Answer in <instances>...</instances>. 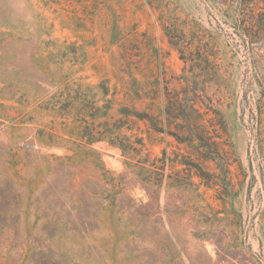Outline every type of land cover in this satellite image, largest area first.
<instances>
[{
	"label": "rangeland",
	"instance_id": "rangeland-1",
	"mask_svg": "<svg viewBox=\"0 0 264 264\" xmlns=\"http://www.w3.org/2000/svg\"><path fill=\"white\" fill-rule=\"evenodd\" d=\"M239 18L0 0V264H264V42Z\"/></svg>",
	"mask_w": 264,
	"mask_h": 264
},
{
	"label": "trees",
	"instance_id": "trees-1",
	"mask_svg": "<svg viewBox=\"0 0 264 264\" xmlns=\"http://www.w3.org/2000/svg\"><path fill=\"white\" fill-rule=\"evenodd\" d=\"M226 1V0H222ZM261 3L264 4V0H239L240 7V18L238 28L241 30L243 35L247 36L249 43L253 44L257 40H261L264 42V8L261 7ZM252 5L248 10V5ZM263 10V11H262ZM182 54L185 51L180 49ZM261 59V58H260ZM262 93L264 94V80L262 82ZM168 114L173 118H178L184 113L180 108H182L183 104L179 103L177 99L168 100ZM177 104L178 111L173 110L172 107ZM193 109V107H190ZM176 111V112H175ZM176 113V114H175ZM173 115V116H172ZM185 115V114H184ZM143 120L148 119L147 117L141 118ZM157 129V128H154ZM174 137H177L175 134H172ZM179 141V138H177Z\"/></svg>",
	"mask_w": 264,
	"mask_h": 264
}]
</instances>
